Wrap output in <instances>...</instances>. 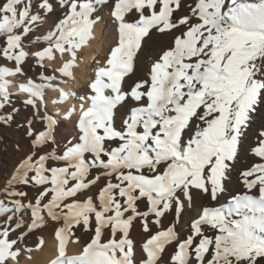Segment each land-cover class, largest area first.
<instances>
[{
	"label": "snow or ice",
	"instance_id": "obj_1",
	"mask_svg": "<svg viewBox=\"0 0 264 264\" xmlns=\"http://www.w3.org/2000/svg\"><path fill=\"white\" fill-rule=\"evenodd\" d=\"M109 3L0 4V59L13 65L0 66V123L27 113L17 127L30 141L0 188V264H19L17 245L49 222L59 241L51 264H264V123L250 149L257 159L239 171L244 190L229 188L244 139L264 121V0H111L117 40L93 59L85 89H69ZM165 39L146 78L133 79L142 45ZM26 41L44 46L30 53ZM70 101L62 116L49 108ZM73 116L78 135L58 141V126ZM204 198L215 206H201L185 232V209ZM136 224L147 235L139 261ZM77 229L90 238L68 255Z\"/></svg>",
	"mask_w": 264,
	"mask_h": 264
},
{
	"label": "bare ground",
	"instance_id": "obj_2",
	"mask_svg": "<svg viewBox=\"0 0 264 264\" xmlns=\"http://www.w3.org/2000/svg\"><path fill=\"white\" fill-rule=\"evenodd\" d=\"M3 2L4 0H0V4H2ZM110 5H111V0H110L109 5H106L101 11L97 13V15L101 17V19L94 26V38L90 42V45L86 46L80 53L81 60L79 63V67L75 69V75H76L75 80L70 81L66 85V87H68L69 89H76L78 91H82L85 89L86 84L89 82L91 78V69L93 68V59L100 58L102 55H107L108 48L110 46H113L117 40L115 29L111 23V18L109 14ZM60 16H61V13L58 10L57 12L52 14L50 17H48L46 23H44L43 27L40 30L41 33L47 32V30L50 29L56 23L57 19ZM166 42H167L166 39L161 40V41L152 42L153 46H156L157 50H154L155 49L154 47H153L154 49L149 48L148 45H142V46H144L145 50H147L150 54H153L155 57H157L160 53V49L166 45ZM29 62H32L31 59H29ZM4 63L5 64H3L2 66H7L10 68L13 67V65H11L9 62H4ZM47 63L49 64L50 67H58L60 62L59 60H57L55 62L49 61ZM37 70L39 71V69H35L34 72H38ZM10 79L13 80L14 82H19L26 78L16 76V77H11ZM10 91L12 93H16L17 87H12ZM19 96L21 97L22 100L25 98L22 95H19ZM47 96L49 99H52L56 96V93L50 91L48 92ZM71 103L72 101H70L69 104L49 105V108L50 110H58L62 116L65 110L69 107ZM20 114H21V117L23 118L27 113L21 112ZM118 115L120 116V114ZM119 116H117L116 118L117 127H120V123H121ZM57 118L60 119V117H57ZM76 121H77V116H73L71 120L61 122V125L58 126L56 130V137L58 141L63 142L72 136L78 135V132L76 129ZM260 123H264V121H260ZM36 128L42 130L41 125L39 123L36 124ZM255 133L256 131L252 135V138L250 140V143L246 151V153L249 156L248 157L249 161L247 160V161H244L243 163L236 165L235 172L237 173L236 174L237 177L231 179V182H230L231 192L233 194L244 190L239 180V171L250 167L252 163L257 159L250 154V149L255 146ZM22 134L23 132L21 133L19 130L15 131L11 129L10 127L8 128L7 126L0 125V188L4 186L6 179L12 173L13 169L25 157V155L30 150V147H27L24 144L20 143L22 142V140H20L22 137ZM6 137L12 139L15 144L11 146L10 145L7 146L6 141L4 139ZM45 151H47V149H45ZM95 191L96 190L93 189L92 193L94 194ZM28 193H29V199H34L35 194H36L35 190L30 188ZM199 202H201V200ZM204 206H209V205L206 204ZM200 210H201V207L196 208V211L194 212V214L198 213L197 215H193V212L191 214V212L187 211L186 217L183 220L184 221L183 228L185 232L188 229V224L191 222V220L195 219L199 215ZM28 219H29V214L25 213L24 220L27 221ZM55 228H56V225L52 222H49L46 226L39 229V231L37 230L38 233L36 237L26 236L24 241L21 244L17 245V248H20L22 251V256L20 258L19 264H51V262L54 259H56L58 255L59 241L56 239L55 234H54ZM90 235L91 233H82L79 236V239H80L79 244L69 243L67 246V254L68 255L78 254L82 245L86 241L89 240ZM12 238L14 239L15 237L13 236ZM41 238L43 240L42 246L38 244V241ZM24 246L30 247L32 248V250L30 252L26 251L24 250ZM140 248H141L140 244L139 243L136 244V254L139 253ZM10 264H14V262H10Z\"/></svg>",
	"mask_w": 264,
	"mask_h": 264
},
{
	"label": "rangeland",
	"instance_id": "obj_3",
	"mask_svg": "<svg viewBox=\"0 0 264 264\" xmlns=\"http://www.w3.org/2000/svg\"><path fill=\"white\" fill-rule=\"evenodd\" d=\"M33 39V37L32 36H29L28 38H27V40H32ZM3 40H4V37L3 36H0V43H2L3 42ZM36 45H37V47H36ZM148 46H149V48H152V49H154V50H157V48H156V46H153V44H152V42L151 43H149V44H147ZM44 46V44L43 43H27V41H26V44H25V47H26V50L27 51H29L30 53L31 52H35L36 50H38V49H40V48H42ZM154 47V48H153ZM37 48V49H36ZM36 49V50H35ZM153 54H150L147 50H145V47L144 46H142V48H141V51H140V53H138V59H137V66H136V72H135V76L133 77V79H142V78H146V74H147V72H148V70L149 69H147V68H149V66H150V63H151V61L153 60V59H155L156 57L153 55ZM4 62H7V61H5V60H2V59H0V64H1V66L3 65V64H5ZM10 63V62H9ZM11 64V63H10ZM31 64H32V62H27L25 65H24V70H25V72H27L28 73V76H33L34 75V70L35 69H38V68H33L32 69V71H29V67L31 66ZM12 65V64H11ZM38 71V70H37ZM146 73V74H145ZM26 78V77H25ZM129 82H131V81H129ZM50 92V91H49ZM48 94V93H47ZM13 100H15V101H17V103L19 102V101H21L22 99H21V97L19 96V95H14L13 96ZM5 112H9V111H11V109L10 108H6L5 110H4ZM126 110H122L121 111V113H120V122H121V120L123 119V114H124V112H125ZM23 120V118L21 117V114H19L17 117H16V120H15V122H13V123H11L10 125H5V124H2V123H0V125H3V126H7L8 128L10 127L11 129H13V130H15V131H17V130H19L21 133L23 132V134H22V137H21V139L20 140H22V142H20L21 144H24L25 146H27V147H30V141H29V138L26 136V134H25V129L24 128H22V127H17V124L18 123H20L21 121ZM260 123V121H258L257 122V124H254L253 125V127L249 130V132H248V134H247V137L244 139V141H243V143H242V146H241V150H240V158H239V161L237 162V164L236 165H238V164H240V163H243L244 161H247L249 158V156H248V154L246 153V151H247V147H248V145H249V143H250V140H251V138H252V135L254 134V132L256 131V127L258 126V124ZM5 139V141H6V145L7 146H11V145H14L15 143L13 142V140L12 139H10V138H4ZM13 142V143H12ZM28 144V145H27ZM110 146H114V145H110ZM249 161V160H248ZM17 166V165H16ZM237 173L236 172H234L233 173V175H232V178L231 179H233V178H236L237 177V175H236ZM229 188H230V190H231V184H229ZM93 189H95V188H93ZM92 189V190H93ZM27 192L30 190V188H26L25 189ZM96 190V189H95ZM200 200H198L194 205H193V207L191 208V209H189V208H186L185 209V212H184V214L182 215V218H181V225H180V227L184 230V228H183V225H184V219H185V217H186V213H187V211H189V212H191V214H192V212H193V215H197L198 213H195L194 214V212L196 211V208L197 207H201V206H204V205H209V206H215L214 205V203L213 202H211L210 200H208L207 198H204V199H201V202H199ZM219 202H223V198H221V200L219 201ZM140 208L141 209H143L144 208V204L143 203H141L140 204ZM168 219H171V217H169ZM168 219H166L164 222H165V224H167L168 223ZM183 222V223H182ZM186 230V229H185ZM188 230V229H187ZM186 230V231H187ZM39 231V230H38ZM38 231H35V232H32L31 234H29L28 235V237H36V235H37V233H38ZM82 233H87V232H84L82 229H77L76 230V232H75V234H76V236H80ZM131 237H132V239L135 241V246H136V244H140V246H142V244H143V242H145V240L147 239V235L141 230V228H140V226H139V224H136V226H135V228L132 230V233H131ZM141 255H142V253H141V251L139 250V253H137L136 254V259H137V261H139L140 259H141ZM165 259H167V256H165Z\"/></svg>",
	"mask_w": 264,
	"mask_h": 264
}]
</instances>
